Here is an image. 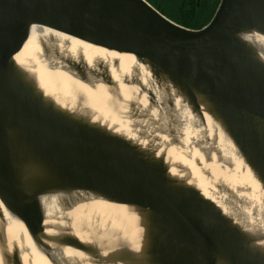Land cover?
I'll return each mask as SVG.
<instances>
[{
  "label": "water",
  "instance_id": "95a60500",
  "mask_svg": "<svg viewBox=\"0 0 264 264\" xmlns=\"http://www.w3.org/2000/svg\"><path fill=\"white\" fill-rule=\"evenodd\" d=\"M31 27L132 56L154 88L124 83L146 108L120 128L43 89L17 61ZM249 34L264 36V0H219L199 29L146 0H0V264H23L3 212L50 264H264V51ZM63 67L82 83L117 85L104 66ZM188 113L201 143L210 131L240 161L256 196L220 201L168 157ZM95 201L117 211L70 220Z\"/></svg>",
  "mask_w": 264,
  "mask_h": 264
},
{
  "label": "bare ground",
  "instance_id": "6f19581e",
  "mask_svg": "<svg viewBox=\"0 0 264 264\" xmlns=\"http://www.w3.org/2000/svg\"><path fill=\"white\" fill-rule=\"evenodd\" d=\"M248 37L264 51V36L249 34ZM64 59L81 60L87 69L104 66L117 85L109 88L100 81L92 85L82 83L66 71L63 67ZM17 61L37 75L40 86L46 91H59L69 101H82L84 105L92 107L120 128L128 125L127 121L122 119H127L132 112L142 113L146 108L145 95L141 94L136 86L126 85L124 79L137 77L145 85L154 88L148 71L132 56L109 52L37 27L30 28L28 39L22 46ZM155 93L159 96V92ZM121 113L124 114L120 115ZM183 119L184 126L179 130V146L166 148L168 157L187 167L196 178L198 186L210 195H217L216 199L220 201L228 204L229 197L242 200L251 194L256 196V182L246 170H241L239 160L234 162L225 145L221 141L213 145L212 139L209 138L210 131L207 132V140L210 141L201 143L203 132L193 124L194 122L200 125V120L197 117L191 119L189 113L184 115ZM161 140L164 144V137ZM206 157L209 160H206ZM119 208L131 212L128 206ZM112 210L117 211L115 205L95 201L77 206L68 216L72 221L85 220L93 213H99L106 218ZM3 213L4 233L9 241L16 244L22 263L50 264L32 244L24 226L8 213ZM66 253L71 251L66 250ZM63 257L69 256L64 253Z\"/></svg>",
  "mask_w": 264,
  "mask_h": 264
},
{
  "label": "trees",
  "instance_id": "16d2710c",
  "mask_svg": "<svg viewBox=\"0 0 264 264\" xmlns=\"http://www.w3.org/2000/svg\"><path fill=\"white\" fill-rule=\"evenodd\" d=\"M175 23L199 29L211 19L219 0H146Z\"/></svg>",
  "mask_w": 264,
  "mask_h": 264
}]
</instances>
